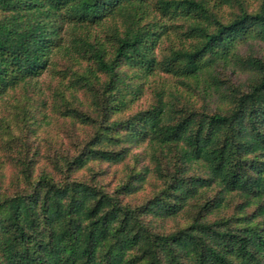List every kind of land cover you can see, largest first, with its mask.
Here are the masks:
<instances>
[{"label":"trees","instance_id":"1","mask_svg":"<svg viewBox=\"0 0 264 264\" xmlns=\"http://www.w3.org/2000/svg\"><path fill=\"white\" fill-rule=\"evenodd\" d=\"M8 94L83 137L2 140L0 264H264V0H0Z\"/></svg>","mask_w":264,"mask_h":264},{"label":"rangeland","instance_id":"2","mask_svg":"<svg viewBox=\"0 0 264 264\" xmlns=\"http://www.w3.org/2000/svg\"><path fill=\"white\" fill-rule=\"evenodd\" d=\"M251 1L254 4L255 0ZM40 86L42 89L41 91L38 90V92H44L48 96L49 102L53 101L52 99L54 97V93L64 90L60 85L59 77L51 74L50 72L44 74L41 78ZM64 98L68 99L66 96H64ZM33 102H35L34 99L29 100L23 96H18L17 94L15 96L8 94L0 100V123L3 119L5 120V127H3L5 129H1L0 127V145L2 140L4 142L9 139V144H12L13 142L18 144L19 139L26 138L32 146H38L39 151L42 154H46L54 152L56 148L61 149L63 145L68 146V144L72 141L73 136H76L77 139H81L83 137L81 130H76L70 124L64 123L54 113L52 114L49 109L46 111L45 108H41V110H43L42 112H47L49 120L44 121L40 116L38 117L37 123L33 124V114H30L32 116L30 122L32 123L24 124V114L22 110H24L25 106L33 108ZM142 104H145V99L142 101ZM10 154L11 153L5 154L0 152V161L5 162L0 165V179L6 183L10 182L12 176L16 172L15 167L10 162ZM85 173L88 172L84 171L83 174ZM100 182L104 184L107 189L111 190L118 181L112 171L104 174L101 177ZM138 195L139 197H137L136 200L138 202H142L146 197L151 195V192L148 190ZM231 212L232 210L229 211V213ZM186 222L187 220L183 218H179L176 221H170L168 222L166 229H174Z\"/></svg>","mask_w":264,"mask_h":264}]
</instances>
